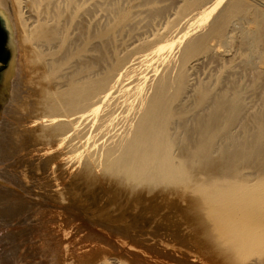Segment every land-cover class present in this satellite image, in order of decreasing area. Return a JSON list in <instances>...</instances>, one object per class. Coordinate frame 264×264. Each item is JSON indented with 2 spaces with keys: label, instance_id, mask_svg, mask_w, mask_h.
<instances>
[{
  "label": "bare ground",
  "instance_id": "bare-ground-1",
  "mask_svg": "<svg viewBox=\"0 0 264 264\" xmlns=\"http://www.w3.org/2000/svg\"><path fill=\"white\" fill-rule=\"evenodd\" d=\"M84 1L13 0L20 22L23 10L30 14L24 39L50 79L49 87L39 86L44 124L61 136L67 152L129 184L185 182L196 165L209 172L218 164L221 173L230 165L256 166L260 180L249 189L258 187L263 197L264 15L255 8L259 26L226 30L211 0H173L165 8L154 6L163 0H144L151 5L144 17L156 23L137 39L123 40L106 36L103 25L89 30L85 14L91 9L81 7ZM219 2L246 7L244 0ZM116 12L134 18L125 8ZM10 15L7 0H0V17L11 29Z\"/></svg>",
  "mask_w": 264,
  "mask_h": 264
},
{
  "label": "rangeland",
  "instance_id": "rangeland-1",
  "mask_svg": "<svg viewBox=\"0 0 264 264\" xmlns=\"http://www.w3.org/2000/svg\"><path fill=\"white\" fill-rule=\"evenodd\" d=\"M85 1L88 29L103 25L106 36L135 40L156 23L147 19L151 5L144 0ZM163 1L154 6L174 3ZM219 1L209 2L213 10L223 9ZM244 2V13L227 6L215 12L226 30L259 26L264 2ZM7 8L12 28L10 74L0 99V264H264V196L258 187L249 189L260 180L256 166L230 165L224 174L218 164L209 172L196 165L185 182L129 184L94 161L71 156L44 124L40 91L50 79L24 39L30 14L23 10L20 22L13 0ZM124 8L143 14L124 19L116 12ZM213 44L222 52L221 42Z\"/></svg>",
  "mask_w": 264,
  "mask_h": 264
},
{
  "label": "water",
  "instance_id": "water-1",
  "mask_svg": "<svg viewBox=\"0 0 264 264\" xmlns=\"http://www.w3.org/2000/svg\"><path fill=\"white\" fill-rule=\"evenodd\" d=\"M0 26L5 31V41L7 49L4 53L5 63L0 64V97L3 95L4 91V77L5 74H10V27L4 25L2 18L0 17Z\"/></svg>",
  "mask_w": 264,
  "mask_h": 264
},
{
  "label": "flooded vegetation",
  "instance_id": "flooded-vegetation-1",
  "mask_svg": "<svg viewBox=\"0 0 264 264\" xmlns=\"http://www.w3.org/2000/svg\"><path fill=\"white\" fill-rule=\"evenodd\" d=\"M5 35H6L5 31L0 26V64L5 63V60H6L4 57V53L7 49Z\"/></svg>",
  "mask_w": 264,
  "mask_h": 264
}]
</instances>
